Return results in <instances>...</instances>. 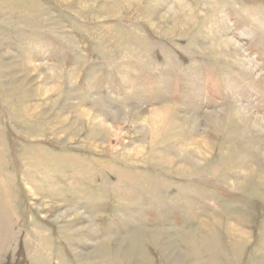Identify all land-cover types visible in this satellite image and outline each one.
<instances>
[{
  "label": "rangeland",
  "instance_id": "rangeland-1",
  "mask_svg": "<svg viewBox=\"0 0 264 264\" xmlns=\"http://www.w3.org/2000/svg\"><path fill=\"white\" fill-rule=\"evenodd\" d=\"M0 264H264V0H0Z\"/></svg>",
  "mask_w": 264,
  "mask_h": 264
},
{
  "label": "bare ground",
  "instance_id": "bare-ground-1",
  "mask_svg": "<svg viewBox=\"0 0 264 264\" xmlns=\"http://www.w3.org/2000/svg\"><path fill=\"white\" fill-rule=\"evenodd\" d=\"M113 16V15H112ZM239 119V118H238ZM71 166L73 167V166H76L75 164H74V162L71 164ZM82 173H84V174H88L89 173V170H87V169H81L80 170ZM79 175V174H78Z\"/></svg>",
  "mask_w": 264,
  "mask_h": 264
}]
</instances>
